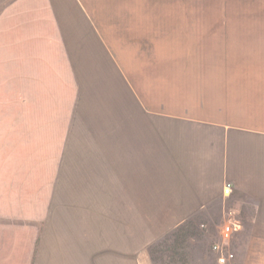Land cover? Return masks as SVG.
I'll list each match as a JSON object with an SVG mask.
<instances>
[{
	"label": "crops",
	"instance_id": "0c3cea01",
	"mask_svg": "<svg viewBox=\"0 0 264 264\" xmlns=\"http://www.w3.org/2000/svg\"><path fill=\"white\" fill-rule=\"evenodd\" d=\"M227 1L221 0L224 7ZM210 2L0 0L2 98L5 85L13 84L16 108L26 99L30 109L43 105L51 114L46 146L52 140L58 148L60 169L83 156L86 172L77 169L76 178L102 180L103 195L124 185L125 209L135 214L119 229L113 215L99 222L92 264H118V252L119 264H161L151 260L150 249L185 226L190 233L173 240L181 263L221 264L209 245L219 243L213 228L230 214L241 229L227 243L233 258L224 264H264V245L253 247L264 244V68L251 76L252 88H235L252 102L230 106L223 87L214 86L226 76L175 74L165 65L166 52L199 50L197 35L264 34L197 27V19L214 18L197 9ZM230 2L237 10L249 3L264 12V0ZM225 13L215 18H229ZM21 83L28 84L26 96ZM31 227H0V264H69L57 252L37 253ZM46 231L44 250L54 246ZM78 258L85 264L84 253Z\"/></svg>",
	"mask_w": 264,
	"mask_h": 264
},
{
	"label": "rangeland",
	"instance_id": "374dc122",
	"mask_svg": "<svg viewBox=\"0 0 264 264\" xmlns=\"http://www.w3.org/2000/svg\"><path fill=\"white\" fill-rule=\"evenodd\" d=\"M210 1L212 2L207 7L202 5L197 6V9L202 7L203 11L211 10L214 18L197 19V27H207L212 32L220 31L222 26L264 30V12H254L249 8V3L237 10V3H231L230 0L225 3V7L221 0ZM222 10L226 11L229 18H215L220 17ZM234 15H242V18ZM196 37L199 50L166 52V68L172 69L171 73L173 71L175 74L210 73L214 76H226V83H214V86L220 85L217 91L223 87L222 94L229 95L227 103L234 106L240 102H252L250 94L235 88L237 85H241L240 88H252L254 83L251 81L254 78L251 76L264 68V34H207ZM202 62H206V66H212L205 67ZM242 79L244 81L240 82ZM4 90V99L0 92V227L32 226L31 229L36 230L37 253L43 252V256H49L48 252H57L66 256L69 264H80L82 260L78 257H82L84 253L85 264H92L94 245H98L92 231L99 227V222L102 224L104 220H108L109 215H113L117 218L119 229L124 226L125 218L135 220L134 212L125 209L124 185L116 195H103L100 193L103 190L100 187L102 180L76 178L77 169L82 175L86 172L83 156H78L82 159L80 162L75 157H70V161L63 165L65 171H62L61 163L56 161L55 153L58 148L52 145V140L46 146L45 124L48 119L50 123L51 114L46 115L43 105H34L30 109L29 101L32 100L28 99L21 100V108H16L12 97L13 84H6ZM19 93L28 95L27 83L20 84ZM48 132L49 138L55 137V132ZM65 155H68V150ZM113 202L116 203V211H112ZM109 203L111 211L108 209ZM30 219H35L36 222L30 223ZM45 219H48L47 222ZM105 224L107 226L108 222ZM223 224L221 221L219 227L213 228L218 230L219 237ZM46 229L51 236L49 246L54 244L48 250L43 249L44 238L48 235ZM181 230L174 231L150 249L152 261L183 264L180 261L181 252L176 250L178 243L176 247L173 240H180L190 228L185 226ZM17 236L22 237L19 234ZM211 244L209 246L213 249ZM117 245L119 251L122 244L118 241ZM263 245L254 243L253 247ZM123 261L118 252V264Z\"/></svg>",
	"mask_w": 264,
	"mask_h": 264
},
{
	"label": "built area",
	"instance_id": "2783aa9c",
	"mask_svg": "<svg viewBox=\"0 0 264 264\" xmlns=\"http://www.w3.org/2000/svg\"><path fill=\"white\" fill-rule=\"evenodd\" d=\"M231 190V184L226 183L223 187L224 196H228L231 193ZM240 229V222L232 214H230L222 225L220 231V242L213 246V250L220 252L217 259L219 263L224 264L228 259L233 258V254L227 250V243L235 233L240 231Z\"/></svg>",
	"mask_w": 264,
	"mask_h": 264
},
{
	"label": "trees",
	"instance_id": "16d2710c",
	"mask_svg": "<svg viewBox=\"0 0 264 264\" xmlns=\"http://www.w3.org/2000/svg\"><path fill=\"white\" fill-rule=\"evenodd\" d=\"M176 238H177V236H176ZM178 239V238H177Z\"/></svg>",
	"mask_w": 264,
	"mask_h": 264
}]
</instances>
